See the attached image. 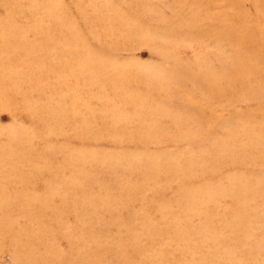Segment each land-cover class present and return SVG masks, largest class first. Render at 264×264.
<instances>
[{
	"label": "rangeland",
	"instance_id": "374dc122",
	"mask_svg": "<svg viewBox=\"0 0 264 264\" xmlns=\"http://www.w3.org/2000/svg\"><path fill=\"white\" fill-rule=\"evenodd\" d=\"M0 264H264V0H0Z\"/></svg>",
	"mask_w": 264,
	"mask_h": 264
},
{
	"label": "bare ground",
	"instance_id": "6f19581e",
	"mask_svg": "<svg viewBox=\"0 0 264 264\" xmlns=\"http://www.w3.org/2000/svg\"><path fill=\"white\" fill-rule=\"evenodd\" d=\"M98 68H100V69H102L103 68V66H102V64H100V66L98 67ZM247 75H249L250 76V72L247 74ZM232 76V74L229 76V78ZM229 78L227 79V82L228 83H231V84H234L236 81H235V79L237 78V77H232V79H231V81H229ZM222 78H220V80H221ZM225 78H223V80H224ZM213 94H216V92H214L213 91Z\"/></svg>",
	"mask_w": 264,
	"mask_h": 264
}]
</instances>
